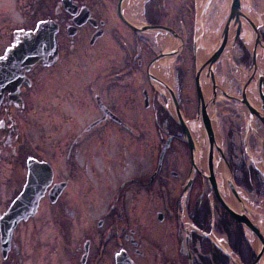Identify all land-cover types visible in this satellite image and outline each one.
Here are the masks:
<instances>
[{
    "label": "flooded vegetation",
    "instance_id": "flooded-vegetation-1",
    "mask_svg": "<svg viewBox=\"0 0 264 264\" xmlns=\"http://www.w3.org/2000/svg\"><path fill=\"white\" fill-rule=\"evenodd\" d=\"M129 3L0 0V162L12 157V178L22 179L8 184L9 207L28 186L30 160L48 163L52 173L34 215L15 226L7 252L0 242V264H230L220 244L244 263L251 261L253 247L243 228L211 196L197 164L184 194L193 168L189 146L164 112L167 99L151 83L156 36L141 35L124 22H132ZM163 19L156 8L145 12L148 25L168 26ZM44 26L43 36L50 38L36 44ZM23 42L49 50L37 61L10 58ZM177 89L182 110L195 118L198 100L190 115ZM233 104L225 125L235 131L242 122ZM36 106L42 114L51 107L46 112L55 111L56 120L41 124V149L33 150L22 128ZM258 138L264 141V135ZM240 144L227 147L226 156L238 185L251 189L260 203L264 181L247 166L251 158ZM249 144L263 149L255 136ZM81 155L85 181L81 176L77 182ZM61 156L69 166L63 175L53 164ZM58 184L64 187L52 195ZM20 233L31 241L18 242Z\"/></svg>",
    "mask_w": 264,
    "mask_h": 264
},
{
    "label": "water",
    "instance_id": "water-1",
    "mask_svg": "<svg viewBox=\"0 0 264 264\" xmlns=\"http://www.w3.org/2000/svg\"><path fill=\"white\" fill-rule=\"evenodd\" d=\"M211 0H206L204 8L198 15V22H197V29H200V34L196 35L195 37V61H196V83H197V90H198V97H199V109H198V116L196 121L201 120L203 125L205 126L206 130V144H207V166H208V171L209 173L206 174L207 179L209 180V185L211 189L214 191L215 195L218 197V200L221 202V204L224 206V208L232 215V217L240 224L242 227L246 230H248L250 233L254 234L255 236L258 237L260 246L258 249V259L257 262L261 259V257L264 255V237H263V232L260 230L258 226H255L250 218L247 215V212L252 213V215H258L257 213H253L250 209L246 208L244 203H241V199L238 195V189L237 186L235 185L233 175L230 169V166L223 154V150L221 145L218 142L217 136L212 128L211 125V116L209 114V109L214 107V103L217 99V91L219 90L218 85L216 84L215 77H214V69L216 64L221 60L222 56L226 51L228 50L227 47L229 45L230 48H233V43L238 39H242L243 36V30L246 28L251 29L252 33L256 37V46L255 49L252 53V60H253V65L252 68L249 70L247 73L248 75V80L243 84L242 86V95L239 96H230L228 95L229 98L235 99L240 101L241 103L246 105L249 118L252 120L254 116H257L264 124V74H261L260 68L258 67V61H259V56L262 55L263 50H264V43L262 42L259 32L254 25L253 22L247 21V19L243 13H242V0H227L229 3V8H230V15L227 21V25L225 26V29L223 31V34L217 43L216 47L214 48L213 54L209 57L208 60H206L204 63L206 65L205 72L203 71V65L198 63V58H197V48L199 46V43L202 42L203 38V21L204 18L207 15L208 12V7L209 3ZM134 31L141 33V34H146V33H158V32H164L168 33L172 36H174L180 43L181 46L179 50L176 52L177 55L180 54V51L182 50V40L181 38L171 29L168 27L164 26H139L136 24H131L129 22H126ZM232 38L230 41L229 39ZM201 41V42H200ZM230 42V44H229ZM260 51V54L258 53ZM169 55H172V53H169ZM166 56V53L161 55L159 58ZM172 61V60H171ZM256 75H259V83L256 86V81H258V78ZM205 77V78H204ZM205 79L206 82H209L212 85V93L211 96L209 97V100L206 101V97L204 96V90L202 87L203 80ZM167 90L170 93L171 99H172V104L174 108V116L176 120L179 122V124L182 126L185 137L189 143L190 150L192 153V163H193V168L191 171L190 175V182L192 181V175L194 173V168H195V163H196V157H197V147L194 142L193 136L189 132V127L187 122H189L184 113L180 110L179 106L174 100V94L172 90L169 87H166ZM255 92L259 94V97L262 98L263 104L261 106V109L258 110L257 108L254 107L252 102L250 101L248 97L249 92ZM222 92V91H221ZM223 93V92H222ZM187 121V122H186ZM216 155L219 156L221 159L222 163L226 166L228 170V174L226 176L227 182L229 184V187L236 196L237 200L240 202L241 207L238 208V211L232 210L230 206L223 200L221 193L219 191V184H218V179L216 178V172L218 170V162ZM40 167H43V165H39ZM39 167V169H41ZM51 175V174H50ZM50 176L45 175V177L40 179V182H43V186L46 182H49ZM38 178L36 179L35 176L31 177V185H33L34 182H37ZM36 187V186H35ZM41 188V185L39 189ZM35 189V188H34ZM42 189V188H41ZM44 189V188H43ZM42 189V191H43ZM29 191H26L24 195L18 200V202L15 204V207L13 210H11V213L7 214L1 223V226L3 228V238L2 242L6 244L7 248L10 243L11 235H12V228L13 226L21 219H26L29 215L27 213L30 209L32 212L36 210L38 200L41 197L40 191H36V193L32 192L31 197L26 199V196L29 194ZM57 192H55L56 194ZM43 194V193H42ZM59 194V192L57 193ZM26 195V196H25ZM29 203L31 206L29 209L26 210L24 207V203ZM264 218V216H263ZM224 253L228 254L230 257L229 253L224 250ZM255 262L254 264H257Z\"/></svg>",
    "mask_w": 264,
    "mask_h": 264
},
{
    "label": "rangeland",
    "instance_id": "rangeland-1",
    "mask_svg": "<svg viewBox=\"0 0 264 264\" xmlns=\"http://www.w3.org/2000/svg\"><path fill=\"white\" fill-rule=\"evenodd\" d=\"M257 1V0H256ZM255 0H244V10L246 11V13H251V12H256L257 14H255L256 18L258 20H261L262 24L259 26V28L261 29V31L264 33V18H262L260 16V14H262V12L264 13V8L262 9V7L264 6V0H260L259 2H256ZM166 6L165 9L163 11L164 14L159 13V15L161 17H163V22L164 24H167L168 26L172 27L173 29H175L176 31H183V35L186 36V44H185V48H184V52H183V58H184V66L186 69V81H185V87L183 88V97H182V104L185 105V107L188 109L190 115H193L195 113L196 110V103H197V95H196V88H195V81H194V58H193V50H192V42H193V29L191 27L190 24V18H191V14L189 11L188 6L191 5V2L189 0H166L165 1ZM224 3V0H215V2L212 4V10L211 13L208 15L207 17V22L205 24V32H209L214 34V36H218L221 33L224 21H225V17L227 14V11L229 10L228 8H225L226 11H223V14L220 15L218 14V11L220 10V6H222ZM188 5V6H187ZM154 7V6H152ZM219 7V10H218ZM151 8V6H150ZM257 8V9H255ZM153 8H151L152 10ZM158 9V7H156V10ZM262 9V10H261ZM155 10V8H154ZM159 11V9H158ZM145 12V6H144V11ZM142 12V13H143ZM144 14V13H143ZM196 16V15H195ZM158 23L161 21L157 18ZM212 20H217L215 22L212 23ZM161 22V23H163ZM246 32V31H245ZM162 35V33H161ZM161 35H158L159 37ZM244 37L243 40L245 41L246 39V35L244 33ZM218 38V37H217ZM159 48V47H157ZM242 47L239 45L236 46V48L233 50V52L231 53V61L229 59L226 58L225 62L223 65H220L218 67L217 73L219 74V83L221 81V84L223 86H225L226 90L228 92H232L234 93V88L236 87L235 82H234V76L232 74V72H235V75L238 76V70H235V65L233 63V61H237V58L240 57L242 55ZM263 62L260 63V66H262ZM222 67H225V70L222 69ZM161 71H164L163 69H161ZM173 84H174V88L177 87L176 85V70H174L173 73ZM238 93V91L236 92ZM168 106V103H167ZM45 108V107H44ZM31 114L28 113L27 115V119L23 122V130L27 133V136L30 135L31 139L30 141L32 142L31 147L34 150L36 149H41V147L38 145V139L41 135V124L45 123L47 121H54L56 120V116H54L56 114L55 111H53L52 113H47V109H52L50 108H45V112L42 114L40 112L39 107H31ZM166 114V113H165ZM16 116V115H15ZM43 117V118H42ZM60 119H63V117H61ZM27 121V124H26ZM83 125V124H81ZM150 125V123H149ZM27 126V128H26ZM153 127V126H152ZM225 128V127H224ZM27 129V131H26ZM163 130V128L161 127L160 129H158V132ZM157 132V131H156ZM227 132L226 131H222V135L224 136ZM264 135V133L262 134V136ZM4 137V136H3ZM3 137L1 139H3ZM159 137V134H157V138ZM240 140V137H237ZM237 139H232L228 141V147L231 145H239L240 142ZM157 143V147H158V140L156 141ZM226 141H225V145H226ZM239 143V144H238ZM227 146V145H226ZM32 150V151H33ZM161 148L158 150L160 151ZM164 152L161 153V155H163ZM164 156V155H163ZM20 160V162L23 165V160L22 159H18ZM84 160H85V156L81 155L80 157V164L77 170L78 173V180L80 179V177L82 176V181H85V166H84ZM56 161H58L56 163ZM13 162L12 157H9L7 155H4L2 157V160L0 162V214H4L5 211L8 209L9 205H10V201L7 197H6V193L8 190V184L9 182H21L20 181V175L18 176V178L16 177V179H13L12 176V167H11V163ZM54 166H56L57 168H60L59 170V175H63V173L67 174L68 173V169L69 166L64 162L62 156L61 158L55 159V161L53 162ZM60 166V167H59ZM250 168L254 169L253 167L250 166ZM80 179V180H81ZM77 181V182H80ZM262 201V200H261ZM18 242H23L27 240V242H30V238L29 236L20 233L18 236ZM24 238V239H23ZM17 242V241H16Z\"/></svg>",
    "mask_w": 264,
    "mask_h": 264
},
{
    "label": "bare ground",
    "instance_id": "bare-ground-1",
    "mask_svg": "<svg viewBox=\"0 0 264 264\" xmlns=\"http://www.w3.org/2000/svg\"><path fill=\"white\" fill-rule=\"evenodd\" d=\"M145 0H130V5H129V9L128 11L130 14V18L136 22V23H142V11H143V3ZM256 1V0H255ZM260 0H257L256 2H259ZM227 8V4L224 1L223 5L220 6V10L218 7V14L222 15L223 11L225 12ZM247 18L249 20L247 21H251L256 24L259 25L260 21L256 18L255 14L252 12L247 13ZM217 20H212V23L215 22ZM227 25V22H225V25L223 27V29H225V26ZM199 33V32H198ZM219 36V35H218ZM217 36V37H218ZM217 37L214 36V34L212 33H204V42L201 43V47L198 50V57L202 60H204L202 62L203 65V71L205 72V61L206 58H209L210 55L212 54V49L214 47V44L217 41ZM246 44L248 46L249 49L253 50L255 47V37L254 35L251 33V31L248 30V32H246ZM157 45L159 48H162L163 51L166 53V56L164 58V60L162 61V67L164 65L168 64V59L167 57H169V61L171 60V55H169V53H173L175 48L177 47V41H175L172 37H167L165 35L162 36H157ZM229 51V50H228ZM260 54V51L258 52ZM226 57L231 61V52L229 51V53L226 55ZM260 63L263 62L262 64V68L264 69V53H262V55H260ZM170 65V64H169ZM171 66V65H170ZM169 67V66H168ZM223 70H225V67H222ZM172 71V69H171ZM158 76L161 77L166 83H168L170 86H174L173 84V74L172 72H168V71H162V72H158ZM234 79L238 78V76L235 75V72H232ZM241 76H244L241 74ZM219 74H217V79H219ZM242 80H245V78H243ZM220 86H219V90L224 91L225 94H228L226 91L225 86H223L221 84L220 81ZM204 90H205V94L207 97H209V94L211 92V89L209 87L208 84H205L204 86ZM165 93V95L168 96L167 91H163ZM251 92V91H250ZM248 93L249 97L253 100H255V103H257L256 98H254V96H256L255 92L252 93ZM176 97V96H175ZM223 97H217L215 103H214V107L209 109V114L212 116L211 118V125L212 128L216 134L217 139L219 144L221 143V138L219 136H221L222 131H228V126H226V120L229 117V111L230 108H232L234 106L233 102H226L225 99L224 101H222ZM176 100V98H175ZM224 103H228V105L226 106ZM187 122V121H186ZM188 127H189V132L190 134L194 137L196 145L198 146V150L199 153L196 157V163L198 165L199 168L205 169L208 172L207 169V149L205 148V144H206V130H205V126L202 125L201 127L197 126L198 124L194 123V122H187ZM225 127V128H224ZM223 139V137H222ZM223 142V140H222ZM264 142V141H263ZM217 157V155H216ZM228 174V170L226 168V166L222 163V161H220L218 159V170L216 172V178L219 180V191L221 193V196L223 198V200L230 206V208L232 210L238 211V208L241 207L240 202L237 200L236 196H234V194L232 193L229 184L227 182L226 176ZM240 199L243 200L244 204L246 205V207H248L253 213H257L258 215H251V218L254 219L253 223H257L259 225H261V231L263 232V237H264V218L262 217V213L263 210L261 208H258L257 206V201L255 198H253L252 196L247 195V198L244 197L243 195L240 196ZM243 202L241 201V203L243 204ZM262 212V213H261ZM250 233V232H248ZM252 234V233H250ZM252 238L254 239V244L257 246H260V242L257 236H255L254 234H252Z\"/></svg>",
    "mask_w": 264,
    "mask_h": 264
}]
</instances>
